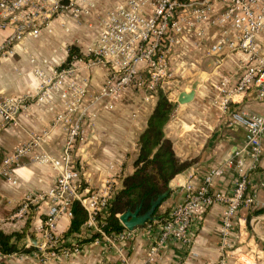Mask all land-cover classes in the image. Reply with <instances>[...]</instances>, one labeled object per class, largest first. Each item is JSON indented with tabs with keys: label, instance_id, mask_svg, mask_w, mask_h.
Instances as JSON below:
<instances>
[{
	"label": "crops",
	"instance_id": "1",
	"mask_svg": "<svg viewBox=\"0 0 264 264\" xmlns=\"http://www.w3.org/2000/svg\"><path fill=\"white\" fill-rule=\"evenodd\" d=\"M124 1L96 0L97 13L104 14ZM88 22L89 19L77 22L67 18L61 26L55 21L51 33L45 31L38 39L27 38L14 46L11 53L0 54V97L33 98L26 102L15 123L5 124L0 119V170L16 149L23 146L28 149L7 166V174H0V230L5 234L21 232L27 224L28 234L23 243L32 239L31 234L35 237L34 230L48 210V200H41L39 195L56 185L57 171L40 158L43 155L59 158L65 146L66 125L56 121L55 116L65 112L62 93L71 92L70 83L84 84L87 91L82 106L71 114L73 122H80L82 139L74 156L82 175L80 193L84 197L103 195L108 187L114 189L115 195L121 188V179L133 173L138 138L154 109L158 89L174 105L163 133L179 161L192 164L169 182L170 193L160 205L159 214H170L182 205L187 187L196 192L206 178L212 192L231 194L238 174L235 168L227 167V162L244 146L245 132L229 123V114L219 107L223 98L229 100L228 112L264 116V100L255 92L234 93L244 55L204 56L193 47L196 40L192 34L172 49L170 77L152 94L132 87L120 91L115 99L105 97L95 101L108 68L100 63L88 65V59H80L73 62L74 74L65 75L56 83L57 89L48 92L45 103H36L37 93L46 88V78L61 70L69 49L77 47L85 56L95 41L96 31L88 27ZM5 36L6 32L0 31V43ZM35 70L46 78L36 76ZM223 80L227 84L221 89ZM193 82H198L193 100L179 104V94L189 92ZM217 170L219 175L213 173ZM247 193L252 194L253 204L239 207L225 237L222 235L225 205L216 203L190 226L191 241L187 246L179 240L159 245L161 223L155 219L133 231L124 229L126 235L122 239L99 238L84 243L78 253L68 257L42 262L32 251L0 254V264H214L224 254L223 264H264V134L261 155L247 177ZM27 198H36L28 206L29 216H16ZM70 220L61 216L55 233L62 237ZM80 236L88 237L83 229Z\"/></svg>",
	"mask_w": 264,
	"mask_h": 264
},
{
	"label": "built area",
	"instance_id": "2",
	"mask_svg": "<svg viewBox=\"0 0 264 264\" xmlns=\"http://www.w3.org/2000/svg\"><path fill=\"white\" fill-rule=\"evenodd\" d=\"M96 9V0H0V31L6 32L0 43V54L11 53L14 46L27 38L38 39L45 31L51 33L55 21L63 26V20L67 18L77 22L82 18L89 19L88 27L96 31V37L86 51L88 65L100 63L108 68L107 78L99 94L94 97L98 101L105 97L115 99L125 88H139L147 95L157 91L170 77L172 49L179 46L188 34H192L196 40L193 47L204 56L244 55L234 93L243 95L253 91L260 100H264V0H125L104 14L97 13ZM64 30L69 32L66 28ZM74 72L73 63L67 69L54 72L49 78L35 70L36 76L46 78V88L42 87L37 93L36 103H45L48 92L57 89L56 83ZM226 84L227 80H223L221 89ZM69 89L71 92L62 93L65 112L55 116L56 121L66 125L65 146L59 158L46 155L40 158L42 163L50 164L57 171L56 185L44 195H39L41 200H48V210L34 230L35 238L27 239L24 245L25 248H32L34 255L42 262L79 252L82 246L78 243L82 238L80 234L73 237L74 240L72 237L62 240L55 233L56 223L61 216L72 217L71 206L75 201L87 214L82 228L85 236L97 233L101 239L112 241L126 235L123 231L114 237L107 236L95 220L97 216L107 214L114 189L108 187L107 193L89 197L80 193L82 175L73 168L72 158L82 136L80 122H73L71 114L82 106L87 91L84 84L74 82L70 83ZM30 99L33 98L0 97V119L3 123H15ZM228 105L227 98L219 103L220 109L229 114V123L245 132L244 146L235 151L227 162V167L235 168L238 174L231 194L212 192L209 178L196 192L187 187L183 204L173 209L168 220L160 226L159 245L168 240H179L189 245L190 226L201 219L205 209L216 203L225 205L222 221V235L225 237L239 207H251L253 204L252 194L247 193V177L261 155L264 116L228 112ZM27 150L25 146L16 149L3 162L0 174H7V166ZM246 158L249 159L248 163ZM213 173L219 175L220 170ZM34 200L36 198H27L16 216H24ZM31 240L35 243L32 244ZM225 256L222 255L214 264H223Z\"/></svg>",
	"mask_w": 264,
	"mask_h": 264
},
{
	"label": "trees",
	"instance_id": "3",
	"mask_svg": "<svg viewBox=\"0 0 264 264\" xmlns=\"http://www.w3.org/2000/svg\"><path fill=\"white\" fill-rule=\"evenodd\" d=\"M77 59L87 60L89 57H83L79 49L73 46L69 49L67 60L60 69H67ZM173 107L174 105L166 95L158 89L154 109L138 138V155L133 163L134 171L131 175L121 179V188L109 202L107 214L104 217L97 216L95 218L97 225L105 235L114 237L121 234L124 227L119 221L120 215L136 210H139V215L145 214L150 209L152 201L162 194L170 193L169 182L191 166L192 162L179 161L172 149V143L163 133ZM72 161L73 168L79 171V164L75 156ZM28 209L26 217L29 216ZM71 212L70 225L68 230L62 234V240L79 235L87 221V214L78 201L73 202ZM153 216L163 224L168 220L169 214H159L156 209ZM27 227L26 224L21 232L10 234H5L0 230V254L11 255L32 251V248H25V243H23L28 234ZM30 238L34 239L35 237L31 234ZM98 238L100 235L93 233L85 239H80L78 243L84 244Z\"/></svg>",
	"mask_w": 264,
	"mask_h": 264
},
{
	"label": "water",
	"instance_id": "4",
	"mask_svg": "<svg viewBox=\"0 0 264 264\" xmlns=\"http://www.w3.org/2000/svg\"><path fill=\"white\" fill-rule=\"evenodd\" d=\"M198 82H193L191 85V90L189 92H182L177 98L179 104H186L193 100ZM168 197V194L160 195L155 201L151 202L150 209L143 215H139V210L134 212H125L119 216V221L121 225L127 231H133L136 228L145 226L149 222H153L155 217L153 216L156 209H159L162 202ZM34 244L35 241L31 240Z\"/></svg>",
	"mask_w": 264,
	"mask_h": 264
},
{
	"label": "rangeland",
	"instance_id": "5",
	"mask_svg": "<svg viewBox=\"0 0 264 264\" xmlns=\"http://www.w3.org/2000/svg\"><path fill=\"white\" fill-rule=\"evenodd\" d=\"M82 56H84V55H82ZM84 57H86V56H84Z\"/></svg>",
	"mask_w": 264,
	"mask_h": 264
}]
</instances>
